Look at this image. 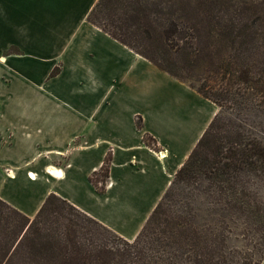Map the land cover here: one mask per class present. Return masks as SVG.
Returning <instances> with one entry per match:
<instances>
[{"label":"crops","instance_id":"crops-1","mask_svg":"<svg viewBox=\"0 0 264 264\" xmlns=\"http://www.w3.org/2000/svg\"><path fill=\"white\" fill-rule=\"evenodd\" d=\"M97 2L0 0V199L31 219L54 194L132 242L220 108L90 24ZM116 82L134 109L107 104Z\"/></svg>","mask_w":264,"mask_h":264},{"label":"trees","instance_id":"trees-1","mask_svg":"<svg viewBox=\"0 0 264 264\" xmlns=\"http://www.w3.org/2000/svg\"><path fill=\"white\" fill-rule=\"evenodd\" d=\"M109 3L98 0L87 21L220 111L227 104L264 113V0H134V7L121 8L122 14ZM194 68L204 71L201 82L195 81L198 87L189 82ZM219 114L132 242L54 194L31 219L0 199V206L23 221L17 244L24 246L21 261L247 264V255L233 251L231 241L254 233L264 245V202L257 190L264 193V141L243 133L210 140ZM135 126L142 129L140 119ZM143 142L157 149L148 134ZM110 162L107 154L89 177L100 194L106 190ZM261 251L255 264L264 259Z\"/></svg>","mask_w":264,"mask_h":264},{"label":"rangeland","instance_id":"rangeland-1","mask_svg":"<svg viewBox=\"0 0 264 264\" xmlns=\"http://www.w3.org/2000/svg\"><path fill=\"white\" fill-rule=\"evenodd\" d=\"M138 1L144 2L146 0ZM129 5L134 7V0H110L109 3L112 10L113 8L116 9L117 14H122V11H120L121 8L123 6L127 8ZM203 72L201 68H194L189 71V82L191 81L198 87ZM196 80L200 82H195ZM82 85L83 90L86 92L92 87V84L88 86L86 82H83ZM112 86L113 91L107 104H117L123 106L124 109H134V94L141 96L143 92L141 90L134 91L131 87L124 84L122 86L117 82L115 84L113 83ZM43 98H45L47 104H58L63 107L68 104L72 105V102L66 96L51 95V93H49ZM236 133L248 134L264 141V113L237 106L224 105L218 118L214 122L210 140L226 141L228 138L234 137ZM109 155L111 156L110 153ZM257 190L259 193L258 200L264 202L262 188L257 187ZM0 210L4 214L0 216V264H8L10 261L11 264H24L19 258L24 246H22V243L17 245L23 233V226H20L23 221L3 206H0ZM203 219L206 220L208 218L203 214ZM231 246L233 247V251H244L248 257L247 264H255L259 258V252H262L261 250L264 248L259 237L254 233H250L245 239L238 238L232 240ZM233 254L236 253L233 252Z\"/></svg>","mask_w":264,"mask_h":264}]
</instances>
